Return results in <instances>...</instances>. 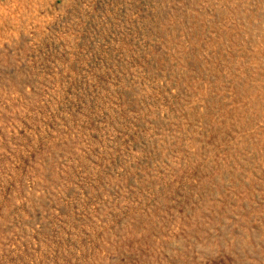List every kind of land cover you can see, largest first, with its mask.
I'll return each mask as SVG.
<instances>
[{
  "label": "rangeland",
  "instance_id": "rangeland-1",
  "mask_svg": "<svg viewBox=\"0 0 264 264\" xmlns=\"http://www.w3.org/2000/svg\"><path fill=\"white\" fill-rule=\"evenodd\" d=\"M0 264H264V0H0Z\"/></svg>",
  "mask_w": 264,
  "mask_h": 264
}]
</instances>
